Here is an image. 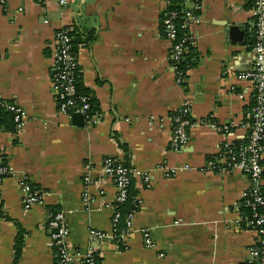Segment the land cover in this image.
<instances>
[{"label":"crops","instance_id":"1","mask_svg":"<svg viewBox=\"0 0 264 264\" xmlns=\"http://www.w3.org/2000/svg\"><path fill=\"white\" fill-rule=\"evenodd\" d=\"M4 1L0 98L25 117L16 134L0 132L9 170L0 187V264H57L48 228L56 213L65 214L74 264L88 255L98 264H248L257 233L241 210L252 185L242 173L209 171L208 164L225 142L223 127L243 138L239 126L254 102L253 87L240 80L253 67L251 0H203L200 23L189 29L199 63L181 85L161 30L167 0H67V7L61 0ZM61 29L81 33L82 41L95 37L77 52L81 84L101 117L96 126L76 127L59 112L53 59ZM186 102L193 127L176 152L169 118ZM108 158L139 174L140 207L126 238L94 243L90 231L111 236L115 229ZM25 184L38 206L26 209Z\"/></svg>","mask_w":264,"mask_h":264},{"label":"built area","instance_id":"2","mask_svg":"<svg viewBox=\"0 0 264 264\" xmlns=\"http://www.w3.org/2000/svg\"><path fill=\"white\" fill-rule=\"evenodd\" d=\"M40 3L46 0H35ZM185 5L192 6L186 8L183 27L188 30L183 39H178V31L173 23L177 16L175 13H166L163 24L166 30V37L172 45L170 60L171 65L176 73L177 83L179 85L186 81L185 75L178 71V65L183 56L188 51L187 44L195 45L189 29L200 23L197 16L202 12L203 0H181ZM253 13L255 17V44L252 50L253 67L250 72L242 74L240 80L248 83L253 87L254 106L247 110L245 119L240 124L244 131L242 139L235 137L234 127L225 126L223 132L225 142L217 153L216 159L208 164V170L214 171L219 169L229 173L239 172L248 177L252 185L250 192L246 194V205L253 210L252 216L242 219L247 226L254 229L257 233V240L250 249L251 261L248 264H264V196H263V177H264V0H251ZM4 5L5 1L0 0ZM62 7L68 6L67 0H61L59 3ZM47 24V23H46ZM74 37L69 29H61L56 33L55 44L57 46L54 54L53 66V88L58 101L59 112L61 115L72 118L75 114L84 117L85 123L96 126L101 123V117L95 113L92 95L79 94L77 89L78 78L81 76L78 63V52L74 49ZM234 93V91L232 92ZM240 100H244L243 95H237ZM0 101H5L0 98ZM0 106L15 114L17 131L23 127L25 114L23 110L15 103ZM172 128L171 147L176 152H182L188 145L189 132L193 127L191 121V108L189 103H184L170 118ZM213 127H215L213 125ZM1 132V130H0ZM246 141L245 145L236 146L235 143ZM104 170L108 177L112 178L117 189L115 204L114 228L120 223V207L125 205L129 199L130 189L133 181L139 174L118 159L108 158L104 161ZM190 171L191 167H186ZM9 176V170L4 166L0 159V187ZM145 181L150 183L149 176ZM87 184L91 182L88 176ZM24 205L26 209L38 206L41 202L38 194L31 191L28 185H22ZM88 197H86V202ZM140 207V205H139ZM259 209L261 211L259 212ZM137 212H133L125 218V232L120 240L126 238V235L134 230V221ZM49 233L54 247L57 249V264H74L77 256L70 249L68 240L70 238V229L66 223L65 214H54L48 223ZM148 248H152V241L148 233L145 234ZM117 233L109 236L98 231H90V240L94 243L102 242L107 239L116 240ZM119 240V241H120ZM84 264H98L95 256L88 255L85 257Z\"/></svg>","mask_w":264,"mask_h":264},{"label":"trees","instance_id":"3","mask_svg":"<svg viewBox=\"0 0 264 264\" xmlns=\"http://www.w3.org/2000/svg\"><path fill=\"white\" fill-rule=\"evenodd\" d=\"M167 2L169 4V10L167 11V13L168 12H169V14L175 13L177 15L173 19V23L176 26L177 31H178L177 38L183 39L185 34L188 32V30L183 27V24L185 23L184 14L186 11V5L181 0H167ZM161 30H162L163 35L166 36V30H165L163 23L161 26ZM71 35L74 37L73 45H74V49L76 51L83 44L92 42L95 39L94 36H91L90 38H88V41H82L81 40L82 34L77 32V31L71 32ZM187 46H188V51L183 56V58L181 59L179 65H178V71L182 75H185L188 71L194 69L199 63V59H198V56L196 53V48L193 45H191L190 43H188ZM77 89H78L79 94L91 95L90 93H88L83 88V86L81 84V76H80V78H78ZM1 102H2V105L13 104V102H10V101H0V104H1ZM93 103H94V109H95L96 108V101L94 100V98H93ZM253 106H254V102L251 103L248 110L252 109ZM0 130L2 132L12 133V134L17 133V124L15 122V114L13 112L7 110L3 106H0ZM245 144H246V141L235 143L236 146H241V145H245ZM4 166H6V165L4 164ZM134 181H133L131 189H130V195H129L128 201L126 202L125 205L121 206L120 210H119L121 213L122 219L120 220V223L115 228L116 233H117V237H118L116 239V241H119L121 236L124 235L123 233L125 232V226H126L125 218L127 217V215H129L133 212L139 211L138 192L134 187V185H135ZM263 196H264V188H263ZM241 211L244 214L243 218H245V217L250 218L253 214L252 208L248 205H245ZM260 211H261V209H259V212ZM97 262H98V260H97Z\"/></svg>","mask_w":264,"mask_h":264},{"label":"water","instance_id":"4","mask_svg":"<svg viewBox=\"0 0 264 264\" xmlns=\"http://www.w3.org/2000/svg\"><path fill=\"white\" fill-rule=\"evenodd\" d=\"M235 32L236 31L234 30V33ZM72 123L76 127H84L86 125L84 117L82 115H80V114L73 115Z\"/></svg>","mask_w":264,"mask_h":264}]
</instances>
